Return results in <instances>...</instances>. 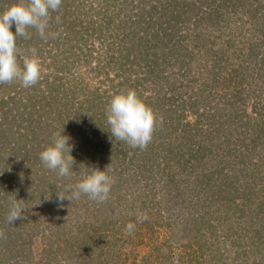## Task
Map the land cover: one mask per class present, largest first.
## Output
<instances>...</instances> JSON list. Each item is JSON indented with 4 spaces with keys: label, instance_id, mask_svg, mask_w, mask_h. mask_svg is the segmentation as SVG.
<instances>
[{
    "label": "trees",
    "instance_id": "obj_1",
    "mask_svg": "<svg viewBox=\"0 0 264 264\" xmlns=\"http://www.w3.org/2000/svg\"><path fill=\"white\" fill-rule=\"evenodd\" d=\"M49 28L60 35L18 38L37 49V84H0V264H126L117 251L154 213L156 240L171 231L161 264L173 247L196 264H264V0H63ZM83 66L89 77L71 74ZM126 89L156 116L143 149L106 130L108 100ZM62 129L75 144L70 177L38 156ZM90 167L113 178L108 199L58 201ZM14 197L27 209L9 224Z\"/></svg>",
    "mask_w": 264,
    "mask_h": 264
},
{
    "label": "clouds",
    "instance_id": "obj_2",
    "mask_svg": "<svg viewBox=\"0 0 264 264\" xmlns=\"http://www.w3.org/2000/svg\"><path fill=\"white\" fill-rule=\"evenodd\" d=\"M63 0H17L0 11V84L19 82L22 87H31L41 79L42 65L35 47L21 51L18 38L29 39L35 30L43 39H55L60 33L49 28L52 13H58ZM60 15L55 21L60 23ZM15 28V31L12 28ZM108 128L112 140L125 142L131 147L145 148L153 138L156 126V116L133 89L121 90L114 93L108 100L105 109ZM72 138L63 134V129L54 132L50 143L39 153L41 164L48 170L54 171L59 177L73 175V165L76 163L72 151L75 144ZM74 184H67L63 192H56L58 201L64 199L76 200L82 195L97 202L108 199L113 178L106 169L90 167ZM27 209L20 199L15 197L9 201L7 222L11 224L22 217ZM148 219L147 213L137 215V223ZM136 223L128 222L125 231L132 234Z\"/></svg>",
    "mask_w": 264,
    "mask_h": 264
},
{
    "label": "rangeland",
    "instance_id": "obj_3",
    "mask_svg": "<svg viewBox=\"0 0 264 264\" xmlns=\"http://www.w3.org/2000/svg\"><path fill=\"white\" fill-rule=\"evenodd\" d=\"M238 46H240V48H241L242 44H240ZM201 64L203 66L204 65L206 66V68H204V70L210 69V67L212 66L211 62H201ZM87 68L88 67L83 66V67H80L79 69H73L71 71V74H72V72L73 73H80L84 77H89V74L87 73V71H85ZM86 82H88V86H93L92 82L89 79ZM155 161H156V163L160 162V160H158V159H156ZM118 214L119 213L117 211V213L112 217V219L115 220L119 216ZM133 215L136 216L135 213L130 211L125 216H127L129 218L130 216H133ZM46 223H44V224L46 225ZM160 223H162V222L159 221V224ZM157 224L158 223L156 222V213H154L153 216L149 217L148 224L145 226V228L140 230L141 234H143V237L141 239H136L134 241V244L126 245V247H124L120 251L119 250L117 251L118 253H120L122 259H126V264H148V263L149 264H161V263H164V260L162 259L164 256L163 254L167 253V255H169V253L166 249L167 247L165 245H163L164 239L162 237H163V235L167 234L168 231H169V233L171 231L169 229H166L165 227L160 228L159 229V233H160L159 236L160 237L156 240V225ZM39 237L40 236H38V238H36V240L34 242V244H35V246H34L35 256L34 257H38L40 249H42V244H41V240ZM159 245H160V247L162 246L161 251L156 249V246H159ZM178 255H180V262L178 261ZM116 256H117V254H116ZM170 256L172 257V260H171L172 263H170V264H196L194 256L188 255L187 251L183 250L182 248L173 247V250L170 253ZM100 257H101V261L103 263H99ZM112 259H114V257H112V255L110 256V258L107 256L105 259H104L103 255H101L99 257L94 256L93 263L94 264H112V262H113ZM90 261H91V259H90Z\"/></svg>",
    "mask_w": 264,
    "mask_h": 264
}]
</instances>
